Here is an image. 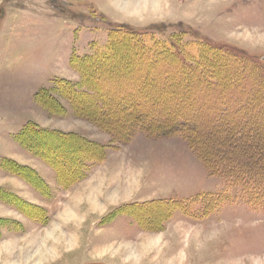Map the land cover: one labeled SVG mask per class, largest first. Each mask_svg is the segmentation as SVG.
<instances>
[{
  "label": "rangeland",
  "instance_id": "obj_1",
  "mask_svg": "<svg viewBox=\"0 0 264 264\" xmlns=\"http://www.w3.org/2000/svg\"><path fill=\"white\" fill-rule=\"evenodd\" d=\"M258 61L264 0H0V264H264Z\"/></svg>",
  "mask_w": 264,
  "mask_h": 264
},
{
  "label": "trees",
  "instance_id": "obj_2",
  "mask_svg": "<svg viewBox=\"0 0 264 264\" xmlns=\"http://www.w3.org/2000/svg\"><path fill=\"white\" fill-rule=\"evenodd\" d=\"M234 50L236 53L244 54L242 50ZM257 64L261 67L264 66L259 61ZM234 116L232 115L233 118ZM136 126L140 128L142 123H137ZM168 132L172 134L180 133L187 136H197L198 130L195 123L189 121L186 124L180 122L174 124L170 130H167V133ZM25 133H27V131ZM239 154L240 153L235 155L236 157L232 155L231 157L224 156L225 159L222 157L223 154L219 156L216 155L217 157L213 159L214 170L219 175L225 176L228 179L231 188L236 186V184L242 185L247 197L249 196L252 201L254 200V202L264 206V156H259L258 159H253L251 157L247 161H239L237 159ZM223 160L226 163L225 168H222Z\"/></svg>",
  "mask_w": 264,
  "mask_h": 264
}]
</instances>
